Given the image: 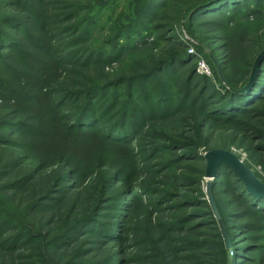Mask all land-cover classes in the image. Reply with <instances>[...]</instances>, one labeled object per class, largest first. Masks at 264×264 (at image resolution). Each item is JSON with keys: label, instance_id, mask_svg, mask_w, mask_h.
Wrapping results in <instances>:
<instances>
[{"label": "trees", "instance_id": "1", "mask_svg": "<svg viewBox=\"0 0 264 264\" xmlns=\"http://www.w3.org/2000/svg\"><path fill=\"white\" fill-rule=\"evenodd\" d=\"M168 1L143 0L134 18L111 23L101 42L92 39L97 0L0 1V264L264 261V197L218 167L215 178L223 180L212 183V194L231 238L225 248L200 187L204 161L198 163L199 146L226 147L202 132L205 125H234L260 140L264 153V62L246 92L222 84V92L211 91L171 35L172 18L157 13ZM198 14L204 23L239 25L264 17V0H193L184 15L188 29ZM157 18L163 22L154 24ZM219 37L211 33L207 41ZM245 41L260 49L264 29ZM223 48L210 49L220 66ZM142 50L150 53L139 71L103 72ZM228 67L221 66L225 80L239 88L250 63L238 79ZM168 120L179 128L193 120L196 141L178 128L168 134Z\"/></svg>", "mask_w": 264, "mask_h": 264}, {"label": "rangeland", "instance_id": "2", "mask_svg": "<svg viewBox=\"0 0 264 264\" xmlns=\"http://www.w3.org/2000/svg\"><path fill=\"white\" fill-rule=\"evenodd\" d=\"M92 1H96V0H92ZM97 1H98L97 3H94L93 10L90 12L91 14L94 13L93 16L96 21V24L94 25V35L92 39L95 38L96 41L98 40L100 42L104 36L109 35L108 29L111 27V23L117 21H118L117 25H120L119 23H126L129 19L134 18L136 11L139 10L143 4V0H97ZM192 1L193 0H177V1L169 0L163 8L160 6L159 8H157L158 10L157 13L160 16V18L161 16H167L172 18L171 22H169V25L172 27V30L170 31L171 35L178 42L177 44H180V46L184 48V51L192 56L191 64H194L195 66L196 75L204 76L208 78L211 84V86H209L211 91L213 89H216L218 92H222L223 89L221 88V84L223 86L225 85L222 82H220L217 76L213 64V61L214 62L216 61L212 59V55H211L212 53L210 49L218 48L221 45L225 44L226 48L220 50V52L222 53L221 66L226 67V64H228L229 67L227 72L231 73V75H233V77L237 79L242 78L244 76L243 73L245 72L244 69H247V65H245L244 69L242 68L243 64L250 63V68H251L252 62L256 54L260 51L262 47H264L262 46L260 49H256L255 47H252L251 45L247 44L245 39L251 36V34H253L255 31L259 29H264V17L258 20L254 19L252 22L251 21L245 22L238 25L237 22H234L232 20L231 21L229 20L225 24V21L227 20L224 19L218 20L217 23L215 22L204 23L203 20H206L205 19L206 17H204L205 15L198 14L193 19V22L195 24L188 29L185 26V23H187V19L185 18L184 15H185V10ZM160 18L154 20L153 23L161 24L163 21ZM217 24H219V26H217ZM225 27H228L227 35L222 31ZM159 32H162V28L159 29ZM211 33L219 35L220 37L218 39L216 38L214 42L210 43V41L209 42L207 41V37ZM223 36H225V38ZM148 40L149 41L154 40V35H152V37H149ZM150 44L152 45L153 42ZM157 44H159L158 46H164L167 43L164 40H157ZM149 53L150 52H148V50H142L133 53L131 52L125 55L122 61L119 62L113 61L111 63L105 64L103 72L111 76L120 69L121 70L125 69L126 72L127 71L134 72L136 70L139 71L138 64H141L140 60H142V58H145ZM200 56L203 57L208 63L210 67V75H205L197 71L196 60ZM218 65L221 70L220 64ZM181 70L182 68L180 69V71ZM184 76L185 74H183L182 77L180 76V80L183 79ZM188 121L190 122L189 125L186 124L182 128H179L181 127V125H178L175 121L168 120L167 122H170V124L167 125L165 130L168 134H170L174 128L175 129L178 128L179 131H182L183 137L188 139L191 138L192 141H196V139L195 140L193 139L194 137L190 136L192 134L191 131L195 133L196 132L199 133V130H197V127H195V129L192 130L193 127L191 125L193 124L194 121L193 120L191 121L188 120ZM237 129L238 128L236 126L231 124L211 125V126L205 125L202 127V132H207L208 130H210L213 133L214 136L213 139L215 140L220 138L224 139L223 141L225 142L226 145L224 149L234 152L249 168L253 170V172L256 174L258 178L264 181V153H260L259 152L260 150H258L257 147L258 144H261V141L258 139H252L248 135L243 137L241 136V132ZM205 151H207V149L204 146L198 147V152L201 153L202 156ZM169 158H170L169 156H166L165 159L163 158V160H167ZM203 161L204 160L201 159L200 161H198V163ZM193 165L197 166V163ZM181 166H185L184 163H181ZM204 169H205V161H204ZM220 179L214 178L212 180V183ZM200 187L204 192V198L206 199L205 190H204L205 188L204 176L202 177V180L200 182ZM224 193L225 194H223V197L224 199H227L229 195L226 193V191H224ZM135 198H143V196L138 195ZM257 233L258 232L255 231L249 232L250 235H255ZM228 237L231 246V238L229 234ZM221 239L224 245L222 236ZM230 246L227 249H229ZM249 262L251 264H264L262 263L264 261H259L258 258L256 257L254 258V260H249Z\"/></svg>", "mask_w": 264, "mask_h": 264}, {"label": "water", "instance_id": "3", "mask_svg": "<svg viewBox=\"0 0 264 264\" xmlns=\"http://www.w3.org/2000/svg\"><path fill=\"white\" fill-rule=\"evenodd\" d=\"M264 62V47L256 54L247 80L239 88H232L229 86L228 82L225 80L219 65L213 61L217 76L219 80L231 91L243 93L251 88L255 77L258 73L260 65ZM203 158L205 161L204 169V179H205V195L213 214V217L217 223L219 232L223 238L224 245L226 248L230 246L229 237L225 228V225L220 217L218 208L214 201L212 194V180L216 177V172L218 167L224 165L228 167L234 175L242 182L244 188L248 193L255 197H264V181L256 176L251 168H249L234 152L229 151L224 148H212L203 153ZM207 179V180H206Z\"/></svg>", "mask_w": 264, "mask_h": 264}, {"label": "built area", "instance_id": "4", "mask_svg": "<svg viewBox=\"0 0 264 264\" xmlns=\"http://www.w3.org/2000/svg\"><path fill=\"white\" fill-rule=\"evenodd\" d=\"M196 61L197 71L205 75H210V67L206 60L200 56Z\"/></svg>", "mask_w": 264, "mask_h": 264}, {"label": "bare ground", "instance_id": "5", "mask_svg": "<svg viewBox=\"0 0 264 264\" xmlns=\"http://www.w3.org/2000/svg\"><path fill=\"white\" fill-rule=\"evenodd\" d=\"M207 180V179H206Z\"/></svg>", "mask_w": 264, "mask_h": 264}]
</instances>
